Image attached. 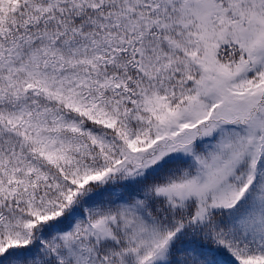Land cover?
I'll list each match as a JSON object with an SVG mask.
<instances>
[{"label":"snow or ice","instance_id":"obj_1","mask_svg":"<svg viewBox=\"0 0 264 264\" xmlns=\"http://www.w3.org/2000/svg\"><path fill=\"white\" fill-rule=\"evenodd\" d=\"M0 264H264V0H0Z\"/></svg>","mask_w":264,"mask_h":264}]
</instances>
